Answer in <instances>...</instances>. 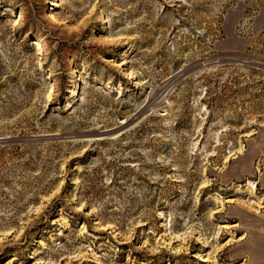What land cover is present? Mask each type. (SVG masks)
<instances>
[{
    "label": "rangeland",
    "instance_id": "374dc122",
    "mask_svg": "<svg viewBox=\"0 0 264 264\" xmlns=\"http://www.w3.org/2000/svg\"><path fill=\"white\" fill-rule=\"evenodd\" d=\"M0 264H264V0H0Z\"/></svg>",
    "mask_w": 264,
    "mask_h": 264
},
{
    "label": "bare ground",
    "instance_id": "6f19581e",
    "mask_svg": "<svg viewBox=\"0 0 264 264\" xmlns=\"http://www.w3.org/2000/svg\"><path fill=\"white\" fill-rule=\"evenodd\" d=\"M56 6H59V4L57 3V1H55V2H53ZM52 17H54V16H52ZM54 19H55V17H54ZM21 21L19 20V19H16V23H20ZM33 45H34V48H36V49H40L42 46H43V43H42V41L41 40H34L33 41ZM127 90H130L129 88H127ZM73 93V92H72ZM236 151H238V153L241 151L240 150V148H238V150H236ZM225 159H227V158H225ZM251 183V182H250ZM249 183V184H250ZM253 184V183H252ZM251 184V185H252ZM208 185V184H207ZM254 185V184H253ZM253 192V191H252ZM217 211V210H216ZM222 227H225V226H222Z\"/></svg>",
    "mask_w": 264,
    "mask_h": 264
}]
</instances>
